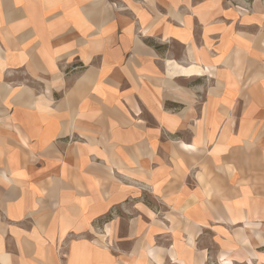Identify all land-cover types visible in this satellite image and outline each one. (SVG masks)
Instances as JSON below:
<instances>
[{
    "label": "crops",
    "instance_id": "crops-1",
    "mask_svg": "<svg viewBox=\"0 0 264 264\" xmlns=\"http://www.w3.org/2000/svg\"><path fill=\"white\" fill-rule=\"evenodd\" d=\"M222 259L264 264V0H0V264Z\"/></svg>",
    "mask_w": 264,
    "mask_h": 264
},
{
    "label": "bare ground",
    "instance_id": "bare-ground-1",
    "mask_svg": "<svg viewBox=\"0 0 264 264\" xmlns=\"http://www.w3.org/2000/svg\"><path fill=\"white\" fill-rule=\"evenodd\" d=\"M164 38H165V37H164ZM151 248H153V246H152ZM151 248H150V249H151ZM154 248H155V247H154ZM148 251H149V250H148ZM157 251H158V250H157ZM149 253H150V252H149ZM234 254H235V253H234ZM246 255H247V254H246ZM156 256H157V255H156ZM229 256H231V255H229ZM152 258H153V257H152ZM229 258H231V257H229ZM237 259H238V258H237ZM237 259H234V260H237ZM242 259H243V258H242ZM242 259H241V260H242ZM230 260H232V259H230ZM230 260L227 259L226 261H225V260L223 261V259H222V261H221L222 263H221V264H232Z\"/></svg>",
    "mask_w": 264,
    "mask_h": 264
},
{
    "label": "rangeland",
    "instance_id": "rangeland-1",
    "mask_svg": "<svg viewBox=\"0 0 264 264\" xmlns=\"http://www.w3.org/2000/svg\"><path fill=\"white\" fill-rule=\"evenodd\" d=\"M222 262L221 261H219L217 264H221ZM248 264H254V263H250V262H248Z\"/></svg>",
    "mask_w": 264,
    "mask_h": 264
}]
</instances>
